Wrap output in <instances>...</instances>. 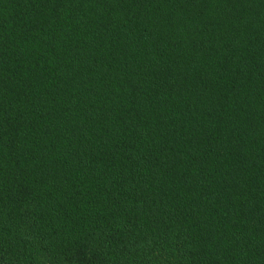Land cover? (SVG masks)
Returning a JSON list of instances; mask_svg holds the SVG:
<instances>
[{
	"label": "trees",
	"instance_id": "obj_1",
	"mask_svg": "<svg viewBox=\"0 0 264 264\" xmlns=\"http://www.w3.org/2000/svg\"><path fill=\"white\" fill-rule=\"evenodd\" d=\"M0 264H264V0H0Z\"/></svg>",
	"mask_w": 264,
	"mask_h": 264
}]
</instances>
